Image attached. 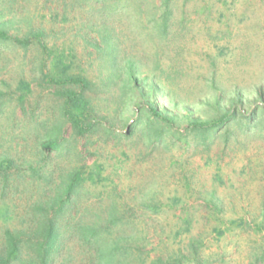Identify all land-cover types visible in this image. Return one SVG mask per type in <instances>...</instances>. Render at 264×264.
<instances>
[{"label": "rangeland", "instance_id": "rangeland-1", "mask_svg": "<svg viewBox=\"0 0 264 264\" xmlns=\"http://www.w3.org/2000/svg\"><path fill=\"white\" fill-rule=\"evenodd\" d=\"M67 1L0 0V22L10 35L24 37L31 28L41 33V42L26 49L0 46V158L27 174L0 186V210L9 211L0 234L28 224L42 192L52 195L78 169L86 179L79 203L86 221L114 203L145 264L189 254L191 241L205 264H264L258 260L264 251V133L230 134L207 146L187 133L152 144L140 132L130 136L126 127L134 116L122 107L118 87H101V61L83 39L97 37L88 28L97 14L63 11ZM161 1L142 0L140 13L115 18L112 26L121 56L139 63L140 79L157 84L159 107L166 104L181 117L179 131L184 134L183 116H214L213 97L223 109L236 97L243 110L264 102V0H170L168 33L157 39L149 36L153 24L145 13L162 12ZM69 76L92 83L86 95L109 135L100 125L74 133L58 96L69 88L63 85ZM49 139L58 140L59 151L42 149ZM28 167L38 170L32 178ZM92 170L93 181L87 177Z\"/></svg>", "mask_w": 264, "mask_h": 264}, {"label": "trees", "instance_id": "trees-1", "mask_svg": "<svg viewBox=\"0 0 264 264\" xmlns=\"http://www.w3.org/2000/svg\"><path fill=\"white\" fill-rule=\"evenodd\" d=\"M141 3L142 0L63 2V11L87 9L89 14H97L96 20L90 19L88 25L89 29H95L97 37L91 38L85 34L83 39L101 61V87H118V98L123 99L122 107L130 110L134 116L126 127L130 136L140 132L152 144L167 137L181 140L187 133L191 142L207 146L217 139L228 141L230 134L250 137L264 133V102L259 101L251 109L243 110L239 97L233 98L226 109L221 108L220 99L213 97L211 109L216 110L214 116H183L184 134L177 129L181 117L169 112L166 104L159 107L155 101L157 84L152 78L140 79L139 63L131 57H122L115 42L114 19L120 21L123 15L129 16L131 11L140 13ZM160 7L162 12H159L158 7H153L145 14L151 17L150 22L153 24L149 36L164 39L172 16L170 0H162ZM5 25L6 22H0V46L26 49L34 40L41 42L39 30L31 28L28 34L19 37L10 35ZM63 85L69 88L60 91L58 96L63 100V116L70 122L74 133L81 136L100 125L109 135V130L95 119L86 95L92 83L81 76H69ZM40 145L43 150H60L57 139L45 140ZM12 164L11 160L0 158L2 188L12 185L15 180L27 178L25 172ZM12 167L14 172L11 171ZM25 171L30 172L31 178L38 173L31 167ZM94 173L93 170L87 173L89 180H94ZM83 175L84 172L73 170L54 188L52 195L47 196L43 190L39 200L31 206V213H27L29 222L24 223V227H4L1 230L0 264H145L141 247L128 233L130 223L122 218L114 203L104 212H99L102 214L95 215L94 221H86V215L80 212L79 206L81 199L86 196L83 188L86 179ZM6 211L0 210V219L5 218ZM198 246L196 241H191L189 254L179 253L166 258L159 256L151 260L150 264H205L199 257ZM258 260L264 261V251Z\"/></svg>", "mask_w": 264, "mask_h": 264}]
</instances>
